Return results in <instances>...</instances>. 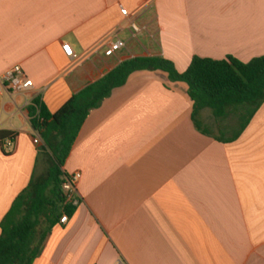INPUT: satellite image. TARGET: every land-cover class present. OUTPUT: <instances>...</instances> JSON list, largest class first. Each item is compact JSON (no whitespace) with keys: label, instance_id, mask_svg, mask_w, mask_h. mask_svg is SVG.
Wrapping results in <instances>:
<instances>
[{"label":"crops","instance_id":"obj_1","mask_svg":"<svg viewBox=\"0 0 264 264\" xmlns=\"http://www.w3.org/2000/svg\"><path fill=\"white\" fill-rule=\"evenodd\" d=\"M131 23L147 32L132 38ZM116 40L126 48L105 57ZM262 56L264 0H0V76L21 66L33 83L0 93V132L16 134L11 151L0 146V223L48 167L28 111L35 97L55 113L135 57L183 73L194 57ZM187 91L163 72H136L91 112L63 168L81 174L80 204L33 264H264V104L224 143L196 129Z\"/></svg>","mask_w":264,"mask_h":264},{"label":"trees","instance_id":"obj_2","mask_svg":"<svg viewBox=\"0 0 264 264\" xmlns=\"http://www.w3.org/2000/svg\"><path fill=\"white\" fill-rule=\"evenodd\" d=\"M141 71L163 72L170 82L188 86L192 119L204 135L214 134L199 121L204 110L211 111L218 121L236 118L237 127L230 136L221 130V138H215L224 143L236 141L264 104V56L248 63L233 57H194L183 73L164 57H135L73 95L55 113L35 97L28 111L31 125L41 138V152L48 158V167L32 178L0 223V264H33L61 218L74 216L78 206L69 202L62 190L69 178L63 170L65 163L91 112L100 108L115 89L124 86L132 74ZM8 140L15 143L16 134L0 132V146L4 147Z\"/></svg>","mask_w":264,"mask_h":264},{"label":"built area","instance_id":"obj_3","mask_svg":"<svg viewBox=\"0 0 264 264\" xmlns=\"http://www.w3.org/2000/svg\"><path fill=\"white\" fill-rule=\"evenodd\" d=\"M132 38L137 39L143 32H147L146 28L140 27L135 23H131L129 27ZM153 38V36H151ZM126 48V43L121 40H116L114 42L108 43V48L104 52L105 57H113L119 51ZM63 50L68 57H75L72 49L69 45H64ZM33 86L31 80L28 79L24 73L21 66H14L4 75L0 76V93L4 92H21L27 91ZM37 144H41V138L35 139ZM14 142L8 140L6 142V147L9 151L13 149ZM81 178L80 173H75L72 176H69L68 179L62 185L63 194L66 199L71 202L74 206L80 204V199L76 196L77 193V184ZM69 219L67 216H63L60 220V224H67ZM116 264H125L123 261H118Z\"/></svg>","mask_w":264,"mask_h":264},{"label":"rangeland","instance_id":"obj_4","mask_svg":"<svg viewBox=\"0 0 264 264\" xmlns=\"http://www.w3.org/2000/svg\"><path fill=\"white\" fill-rule=\"evenodd\" d=\"M204 111H206L205 122L209 125L213 133L216 135L221 134V130L223 131L225 130L224 134L226 136H230L232 130L237 127V120L234 117H231L230 119L227 120L218 121L213 117L211 111L209 110H204ZM226 128L228 129L226 130Z\"/></svg>","mask_w":264,"mask_h":264}]
</instances>
